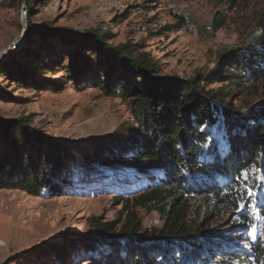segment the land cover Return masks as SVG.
<instances>
[{
  "label": "rangeland",
  "instance_id": "1",
  "mask_svg": "<svg viewBox=\"0 0 264 264\" xmlns=\"http://www.w3.org/2000/svg\"><path fill=\"white\" fill-rule=\"evenodd\" d=\"M29 7L30 14L23 0H0V120L26 119L43 138L59 144L67 169L56 192L47 189L35 197L0 189V264H113V241L99 237V227L116 223L110 237H123L124 227L132 224L159 232L163 219L138 206V199L165 176L110 158L122 152L116 143L121 134L137 127L133 107L100 88L106 73L96 62L84 66L82 85L67 75L69 55L80 49L73 39L99 34L114 46L131 44L151 58L160 77L188 81L221 71L222 57L251 48L264 25V0H238L234 7L220 0H30ZM218 12L225 23L213 32L210 24ZM29 24L45 35L26 39ZM52 31L65 38L49 35ZM89 47L82 51L85 62L95 59ZM4 67L23 75L25 84L8 80ZM202 86L222 95L228 83L213 79ZM222 99L239 110L259 106L264 83L245 82ZM211 133L224 141L222 128ZM6 144L0 138V152ZM242 174L238 192L245 201L224 220L207 221L206 198L188 197L192 225L210 223L208 239L227 256L217 260L225 252L205 251L200 262L187 264H264L252 250L253 245L264 249V174L253 166ZM197 181L191 184L195 189L203 180ZM231 181L221 175L211 180L222 188ZM243 219L246 225L234 229ZM175 249V259L183 260Z\"/></svg>",
  "mask_w": 264,
  "mask_h": 264
},
{
  "label": "trees",
  "instance_id": "2",
  "mask_svg": "<svg viewBox=\"0 0 264 264\" xmlns=\"http://www.w3.org/2000/svg\"><path fill=\"white\" fill-rule=\"evenodd\" d=\"M23 1L30 14V0ZM220 1L234 7L238 0ZM224 23V13L218 12L210 30L217 32ZM37 34L45 35L29 24L26 39ZM48 34L65 38L61 31ZM73 40L80 49L70 53L67 75L82 85L84 69L96 62L106 73L99 82L100 88L107 96L129 100L133 107L137 127L117 138L122 152L113 153L110 158L141 173L158 171L165 176L161 184L138 199V206L149 207L163 219L159 232H142L140 225L132 224L124 227L127 234L123 237H110L116 223L99 227V237L113 241V264H187L200 262L205 251L225 252L217 258L224 259L227 252L216 250L208 239L210 223L192 225L188 197L199 193L206 198L207 221L224 220L245 201L238 192L242 173L253 166L264 174V100L259 106L239 110L231 101L222 99L245 82L264 83V25L250 49L221 58V71L216 68L209 76L199 75L188 81L160 77L151 58L131 44L114 46L99 34L78 35ZM86 47L95 54L89 62L82 58ZM4 68L2 73L8 80L25 84L23 75ZM213 79L228 83L222 95L207 92L202 86ZM213 127L222 128L223 144L211 133ZM18 137L22 138L21 143ZM0 138L7 140V149L0 152V189L21 190L37 197L47 189L56 192L59 182L65 183L59 178L66 175L67 169L63 150L43 138L26 119L0 120ZM223 145L227 150H223ZM32 147L34 150L30 151ZM218 175L232 180L230 185L222 188L212 183ZM197 179L203 181L195 189L191 184L197 185ZM246 222H235L234 229ZM119 239L125 240L124 247ZM174 248L183 253V260L175 259ZM252 250L257 262L264 259L263 248L253 245Z\"/></svg>",
  "mask_w": 264,
  "mask_h": 264
},
{
  "label": "snow or ice",
  "instance_id": "3",
  "mask_svg": "<svg viewBox=\"0 0 264 264\" xmlns=\"http://www.w3.org/2000/svg\"><path fill=\"white\" fill-rule=\"evenodd\" d=\"M244 178L246 179V176H244Z\"/></svg>",
  "mask_w": 264,
  "mask_h": 264
}]
</instances>
